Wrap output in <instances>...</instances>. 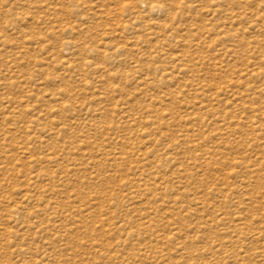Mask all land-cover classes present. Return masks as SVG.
I'll return each instance as SVG.
<instances>
[{
	"label": "rangeland",
	"instance_id": "obj_1",
	"mask_svg": "<svg viewBox=\"0 0 264 264\" xmlns=\"http://www.w3.org/2000/svg\"><path fill=\"white\" fill-rule=\"evenodd\" d=\"M0 264H264V0H0Z\"/></svg>",
	"mask_w": 264,
	"mask_h": 264
},
{
	"label": "bare ground",
	"instance_id": "obj_2",
	"mask_svg": "<svg viewBox=\"0 0 264 264\" xmlns=\"http://www.w3.org/2000/svg\"><path fill=\"white\" fill-rule=\"evenodd\" d=\"M159 7H160V6H159ZM160 9H161V7H160ZM162 9H163V8H162ZM162 9H161V10H162ZM164 10H165V9H164ZM162 12H163V10H162Z\"/></svg>",
	"mask_w": 264,
	"mask_h": 264
}]
</instances>
